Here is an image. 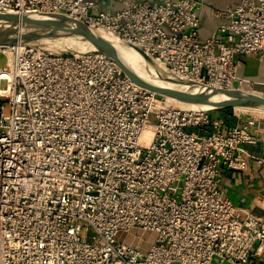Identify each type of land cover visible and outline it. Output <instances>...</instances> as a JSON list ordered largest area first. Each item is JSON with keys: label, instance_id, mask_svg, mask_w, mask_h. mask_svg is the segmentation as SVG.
Wrapping results in <instances>:
<instances>
[{"label": "built area", "instance_id": "2783aa9c", "mask_svg": "<svg viewBox=\"0 0 264 264\" xmlns=\"http://www.w3.org/2000/svg\"><path fill=\"white\" fill-rule=\"evenodd\" d=\"M200 3L0 0V13L65 16L177 81L252 93L236 57L264 60V0L215 11L204 40ZM0 53V264H264V219L221 186L222 167L264 165L246 125L172 105L93 47L18 39Z\"/></svg>", "mask_w": 264, "mask_h": 264}, {"label": "water", "instance_id": "95a60500", "mask_svg": "<svg viewBox=\"0 0 264 264\" xmlns=\"http://www.w3.org/2000/svg\"><path fill=\"white\" fill-rule=\"evenodd\" d=\"M67 17L54 14H42L36 16L32 13L15 15L10 13H0V26H7L0 31V44L12 45L18 39L24 42H31L43 38L54 37L57 32L68 33L79 37L88 42L97 51L109 58L122 73L127 76L134 84L152 91L161 96H168L179 101L189 102L196 105L208 106L211 108H235V107H255L264 108V96L238 90L227 89H203L198 93L178 92L169 88L160 87L146 83L133 74L117 57L115 51L109 43L101 37L89 32L85 26L79 22H70ZM19 29L26 30L23 34L16 37ZM148 59L144 54L140 53ZM218 93L221 97L215 98Z\"/></svg>", "mask_w": 264, "mask_h": 264}, {"label": "crops", "instance_id": "0c3cea01", "mask_svg": "<svg viewBox=\"0 0 264 264\" xmlns=\"http://www.w3.org/2000/svg\"><path fill=\"white\" fill-rule=\"evenodd\" d=\"M237 0H201L197 15L199 19L198 36L200 40L207 38L216 26L222 22L214 16V12L223 9L228 4H234ZM111 3L110 7H117ZM237 75L257 82L254 85L256 92L264 91V60L256 56H237ZM215 109L211 114L220 113ZM248 150L254 155L264 157V141L257 145L248 146ZM221 186L226 196L232 203L254 215L264 219V165L250 160L246 170L233 171L224 167L220 169Z\"/></svg>", "mask_w": 264, "mask_h": 264}, {"label": "rangeland", "instance_id": "374dc122", "mask_svg": "<svg viewBox=\"0 0 264 264\" xmlns=\"http://www.w3.org/2000/svg\"><path fill=\"white\" fill-rule=\"evenodd\" d=\"M6 28L7 26H0V31H3ZM95 32H99V31L95 30ZM35 43L40 44L41 46L45 47L50 51L61 52V53L77 52V51L86 50L88 48H92V46L89 43L75 39L70 34L63 32H57V34L51 38H43V39L35 40ZM5 62H6L5 56L0 53V68L5 65ZM139 63L141 65L142 70L146 74H148L151 79L161 80L162 82L170 84L172 85V87L175 88L177 86H180L190 90L199 89L198 86L195 84H186L182 81H177L172 77H169L165 73V71H163L160 65L144 57L140 59ZM253 92H256L255 89H253ZM256 94L264 96V91H262V93L256 92ZM169 102H171L172 105L179 106L177 103H174L172 101ZM195 106L197 105H193L190 107H195ZM190 107H182V108H190ZM219 110L221 111L220 113L227 118L228 124L238 123L240 125H246L247 128L256 135L259 141H264V109H260V108L237 109V108L223 107L220 108ZM194 131L200 132V130L198 129H194ZM143 238L149 240L151 238V235H149V233H145L143 235Z\"/></svg>", "mask_w": 264, "mask_h": 264}, {"label": "bare ground", "instance_id": "6f19581e", "mask_svg": "<svg viewBox=\"0 0 264 264\" xmlns=\"http://www.w3.org/2000/svg\"><path fill=\"white\" fill-rule=\"evenodd\" d=\"M89 32L101 37L103 40H105L107 43H109L111 45V47L113 48V50L115 51L117 57L119 58V60L133 73L135 74L138 78H140L142 81L146 82V83H150V84H154L160 87H165V88H169L178 92H187V93H198L201 91V89H187V88H183L180 86L172 87V85L167 84L165 82H162L161 80H155V79H151L149 77L148 74H146L140 65V59L143 58L142 56H140L137 52H135L133 49L126 47L125 45H123L122 43H120L112 34L104 31V30H97L99 32H95L94 29H89ZM68 34V33H67ZM73 36V35H71ZM75 39H78L80 41L86 42L83 39L73 36ZM88 43V42H87ZM145 65V64H144ZM203 91V90H202ZM211 90L208 89L207 93H210ZM255 93L256 92H252ZM166 98L167 101H172L174 103H177L179 106L181 107H190L196 104H192L189 102H184V101H179L177 99L168 97V96H164ZM215 98L221 97L220 94L216 93L214 95ZM195 107H204V108H210L208 106H203V105H197ZM237 109H241V108H255V107H235ZM260 109H264V108H260Z\"/></svg>", "mask_w": 264, "mask_h": 264}, {"label": "trees", "instance_id": "16d2710c", "mask_svg": "<svg viewBox=\"0 0 264 264\" xmlns=\"http://www.w3.org/2000/svg\"><path fill=\"white\" fill-rule=\"evenodd\" d=\"M224 116V115H223ZM225 117V116H224ZM225 121H226V124H228V122H227V118L225 117Z\"/></svg>", "mask_w": 264, "mask_h": 264}]
</instances>
